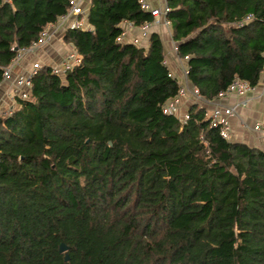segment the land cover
<instances>
[{"label": "trees", "instance_id": "obj_1", "mask_svg": "<svg viewBox=\"0 0 264 264\" xmlns=\"http://www.w3.org/2000/svg\"><path fill=\"white\" fill-rule=\"evenodd\" d=\"M71 2L0 0V84ZM165 3L176 65L206 103L165 114L182 80L160 35L118 40L153 17L141 0H88V28L61 37L78 62L38 66L0 115V264H264V151L209 117L235 78L261 81L264 0Z\"/></svg>", "mask_w": 264, "mask_h": 264}, {"label": "crops", "instance_id": "obj_2", "mask_svg": "<svg viewBox=\"0 0 264 264\" xmlns=\"http://www.w3.org/2000/svg\"><path fill=\"white\" fill-rule=\"evenodd\" d=\"M152 6L159 7L158 0H146ZM88 0H84L81 3V8L83 12L86 13ZM82 23L84 28H88L86 19L82 18ZM70 22L67 21L62 26L57 29H51L53 36L51 40L42 48L34 51L33 53L23 57L16 65L11 69L9 79L0 84V115H4L8 110H11L14 103V81L22 76H27L30 74L35 67L41 65H50L55 66L59 65L60 62L65 58L66 52L70 50V47L63 43L61 37L63 33L69 29ZM49 28V27H47ZM51 28V26H50ZM149 31L157 32L161 40L167 45V49L164 48V53L167 60L169 61V70L170 73L177 79L178 82H181V70L177 67L174 58L176 56L172 52L173 42L170 40V33L167 32V29L161 26H151ZM148 31V32H149ZM128 32V38H131L133 41H139V43H145L147 39L142 37H135L134 34L131 37ZM138 35V34H137ZM144 39V40H143ZM191 88L189 85L187 87V97L186 99L180 100L182 103H185L189 99ZM237 106L236 116L232 119H229V124L232 128V140L236 142L245 143L250 147H258L264 151V136L260 132H255L254 126L259 123L262 125L261 131H264V77L262 76L259 85L253 89L246 97H236L234 95L227 98L218 100L214 106ZM213 106V107H214ZM184 110L181 109V112Z\"/></svg>", "mask_w": 264, "mask_h": 264}, {"label": "built area", "instance_id": "obj_3", "mask_svg": "<svg viewBox=\"0 0 264 264\" xmlns=\"http://www.w3.org/2000/svg\"><path fill=\"white\" fill-rule=\"evenodd\" d=\"M159 1V7H152L146 0H141V7L142 9L146 10L147 12L150 13V15L153 17V23L152 24H147L143 27L141 30V37L145 38L147 35V32L149 31V28L151 26L157 25L164 27L169 31V23L166 20V14L169 12V8L167 7L165 0H158ZM84 2V0H72L71 2V7L68 11V13L61 17L57 23L54 25H51V28H46L39 37V40L34 43L32 46L29 48L21 49L18 51L17 56L15 57L14 61L12 62L11 66L5 70L4 73V79L3 82L9 79V75L11 72V69L14 65H16L23 57L26 55H29L33 53L34 51L38 50L39 48H42L45 46L52 38L53 34L51 29H57L60 26H62L64 23L67 21L70 22L69 29H76V28H84L83 27V21L82 19H79V17L84 15L83 9L81 8V3ZM133 27L131 24L126 23L125 24V30L123 31L121 37L118 39L121 41L122 39L126 38V35L128 34L129 31H132ZM135 43H138L137 41H134ZM176 47H172V52L174 55H176ZM264 56V55H263ZM178 59V62L179 58ZM187 58H185L186 60ZM184 62V60H181ZM78 62L77 57L73 54L70 53L65 56V58L60 62L59 65L53 68V72L59 74L60 72L67 71L71 69L73 65H75ZM181 62V63H182ZM180 63V62H179ZM37 67L33 69V71L28 74L27 76H22L17 78L14 83H13V88H14V97L17 96L20 99H26L27 98V92L30 88V79L32 75L35 73ZM181 70V78H182V84L179 90V96L176 100L173 102H170L166 106H164V113L165 114H179V109H180V100L182 98L187 97V80H186V74L187 71L183 68ZM264 72V71H263ZM264 77V73H263ZM253 89H251L248 85L247 82L240 80L239 78H235L227 91L225 93H221L218 96V100L227 98L229 96H236V97H246ZM189 94V99L193 103H206L204 102L200 96L198 95V92L193 88ZM236 108L237 106H214L213 109L210 112V119H211V124L212 126H220V135L223 139L227 141L232 140V128L231 125L229 124V119H232L236 116ZM11 110H8L5 114H10ZM184 117V116H183ZM262 125L257 123L254 126V131L255 132H260L264 136V131H261Z\"/></svg>", "mask_w": 264, "mask_h": 264}, {"label": "water", "instance_id": "obj_4", "mask_svg": "<svg viewBox=\"0 0 264 264\" xmlns=\"http://www.w3.org/2000/svg\"><path fill=\"white\" fill-rule=\"evenodd\" d=\"M108 144H109V146L111 145V143H108ZM66 251H67V248L63 244H61L59 247V253H62V254L64 253V260L65 261L68 260V256L66 254Z\"/></svg>", "mask_w": 264, "mask_h": 264}, {"label": "rangeland", "instance_id": "obj_5", "mask_svg": "<svg viewBox=\"0 0 264 264\" xmlns=\"http://www.w3.org/2000/svg\"><path fill=\"white\" fill-rule=\"evenodd\" d=\"M164 47L167 49V45L166 44H164ZM180 115V114H179Z\"/></svg>", "mask_w": 264, "mask_h": 264}]
</instances>
